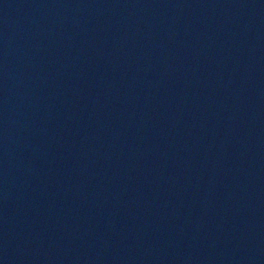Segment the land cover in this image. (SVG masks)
I'll list each match as a JSON object with an SVG mask.
<instances>
[{"label": "water", "instance_id": "water-1", "mask_svg": "<svg viewBox=\"0 0 264 264\" xmlns=\"http://www.w3.org/2000/svg\"><path fill=\"white\" fill-rule=\"evenodd\" d=\"M0 264H264V0H0Z\"/></svg>", "mask_w": 264, "mask_h": 264}]
</instances>
